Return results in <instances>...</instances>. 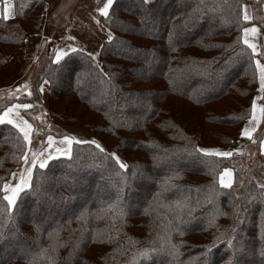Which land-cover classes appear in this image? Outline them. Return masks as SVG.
I'll return each instance as SVG.
<instances>
[{
  "label": "trees",
  "instance_id": "obj_1",
  "mask_svg": "<svg viewBox=\"0 0 264 264\" xmlns=\"http://www.w3.org/2000/svg\"><path fill=\"white\" fill-rule=\"evenodd\" d=\"M13 1L15 16L0 18V72L44 18L46 0ZM253 2L261 16L264 0ZM243 6L114 0L108 17L94 11L113 36L98 57L79 49L44 64L34 84L49 83L48 116L94 135L109 152L73 143L71 159L35 167L31 188L9 212L2 187L28 145L13 125L0 124V264H32L41 248L55 264H264V132L253 136L260 164L245 180L237 153L197 150L249 142L241 131L252 117L264 48L257 55L243 44ZM32 93L30 102L42 103L36 86ZM110 152L129 165L121 176ZM213 166L233 170L232 188L218 184ZM118 187L124 215L113 220L104 210ZM169 234L176 249L162 247ZM151 248L158 249L151 259L139 255Z\"/></svg>",
  "mask_w": 264,
  "mask_h": 264
},
{
  "label": "crops",
  "instance_id": "obj_2",
  "mask_svg": "<svg viewBox=\"0 0 264 264\" xmlns=\"http://www.w3.org/2000/svg\"><path fill=\"white\" fill-rule=\"evenodd\" d=\"M71 1L72 6L67 9L61 8L62 10H67V12L60 13L62 11L60 10L61 4ZM83 4H85L83 0H46L44 21L41 30L26 40L25 45L15 54L8 67L0 73L1 96L9 93V91L13 94L25 92L20 86L25 82L28 84V81L31 80L35 74L40 72L44 62L39 59L45 50L47 51L44 52V55H47V52L48 54L52 52L54 58L56 51L60 49H63L67 54L70 53L69 46L76 50L82 49L89 52L92 51L91 53L95 55L99 54L102 43L104 40L108 39L109 32L101 24L94 14V11L103 5L89 9L86 5L83 6ZM6 5H11L10 10L12 12V17L10 19H12L15 16L14 1L3 0V2L0 3V13L3 12ZM244 11H247V13L253 17L252 20L248 21L249 25L247 27L255 26L258 29V32L254 36L249 35L248 38L257 45L258 51L256 53L259 54L264 48V7L261 16H259L257 5L253 0H244L243 12ZM0 18H2V16H0ZM50 43L53 44L51 45L53 47L48 46L46 48V45ZM260 62L264 64L263 61L260 60ZM42 86L43 106L47 109L45 100L48 97V88L46 83ZM18 88L19 91H17ZM259 102L256 101L257 109H260V107L264 108ZM17 111L23 116V108H19L10 114L13 119H16L15 112ZM257 126L256 121L253 120L252 117L244 124V128L248 127L250 129H258Z\"/></svg>",
  "mask_w": 264,
  "mask_h": 264
},
{
  "label": "snow or ice",
  "instance_id": "obj_3",
  "mask_svg": "<svg viewBox=\"0 0 264 264\" xmlns=\"http://www.w3.org/2000/svg\"><path fill=\"white\" fill-rule=\"evenodd\" d=\"M147 2V0H145ZM114 0H106V2L103 4L102 7L97 8V11L103 16L108 17L110 13V8L113 5ZM11 5H6L3 9V12L0 13V16L4 20H8L12 17L11 12ZM242 19L244 21H250L253 19L251 15L247 13V11L243 12ZM243 36L242 41L243 44L247 45L253 53H256L258 51L257 45L249 40V35H255L258 32L257 27H243L242 29ZM113 40V36L111 32L108 35V41L111 42ZM69 51L75 52L77 51L75 48H72L69 46ZM67 53L64 52L63 49H60L56 51L55 53V60L56 62H60L61 58L63 56H66ZM93 53H89V56H93ZM255 67L259 73V91L261 93H264V64L260 62L259 59L255 60ZM107 76V74H105ZM20 88H23L25 91H27V95L31 96L32 92L29 90L27 82H25L23 85L20 86ZM19 91V88L17 89ZM40 91H43V86L40 87ZM9 95H13L11 91H9ZM33 105L29 103L24 104H14L11 107H5L2 113H0V124L7 121L8 124L13 125L15 128L19 130L20 133H22V139L24 142H26L27 145H31V135L34 131L33 125L29 123L28 120H26L23 116L20 115V113L17 111L15 112L16 119H13L11 117V113H13L16 109L23 108V109H29L32 108ZM256 110H257V104L255 100L252 103V119H256ZM261 112H264V108H261ZM255 131V128H248L245 127L241 131V135L245 137L252 138V133ZM48 140V148H52L53 146V137L49 135L47 137ZM73 143L82 144V143H91L94 144L97 149L100 150V152H105V149L102 147L100 143H98L95 140L91 141H84L77 139L76 137L65 135L62 137L61 144L65 145L64 147H57L55 149V152L57 155L65 156L68 159L72 158V145ZM262 145V151H264V141H261ZM200 153H204L208 156H218V157H231L233 156V151H221L219 149H213V148H198L197 149ZM47 149H45V152ZM239 151L238 149L236 150ZM110 156L114 159L115 164L118 166V170L116 171L117 176H121L123 171H126L129 169V165L125 163L119 155H117L115 152L110 153ZM21 160L24 161L25 164H28L29 166L26 167L19 176V180L14 185H10L9 183H4L2 187V191L6 194L3 196V200L7 201V209L9 212L12 211L14 205L16 204L17 197L19 196L20 192H22L25 189L31 188V181H32V173L33 169L37 166V163L39 164V168L43 169L48 164V161L53 159V154L51 152H48L47 155L44 154V152H32V159L29 161L28 159V151H24L23 154L20 157ZM213 172L218 177V184L222 188H232L233 182H234V175L233 170L231 168L225 167L222 171H216L215 166H213ZM15 178V173L12 174ZM172 178L169 177L164 181V186H168L171 184ZM120 184L125 183V181L121 180L119 182ZM261 188H264V184L260 185ZM213 192L215 191L214 187L211 189ZM179 206V204H178ZM111 210L113 215V220H115L117 217H123L124 211L120 207V197H119V187L117 188V199L113 201L112 203H109L107 206V209H105V213L107 211ZM86 213L82 211L76 218L77 219H84ZM179 219V217H178ZM171 223V222H169ZM37 231H39V228H37ZM56 235L58 236V231L56 232ZM49 236L52 237V233H49ZM4 236L3 233L0 232V240H3ZM111 239V238H109ZM162 240V247L164 244L168 245L171 249H176V245L171 244L170 234L161 237ZM231 244V241L228 242ZM158 249L151 248V249H144L141 250L139 255L142 256L145 259H151V252H156ZM49 249L47 248H41L39 253H37L36 257L33 258L32 264H37V259L40 257H43L45 260L49 261L50 264H55V260L48 255Z\"/></svg>",
  "mask_w": 264,
  "mask_h": 264
},
{
  "label": "rangeland",
  "instance_id": "obj_4",
  "mask_svg": "<svg viewBox=\"0 0 264 264\" xmlns=\"http://www.w3.org/2000/svg\"><path fill=\"white\" fill-rule=\"evenodd\" d=\"M83 1L85 3V4H83V6L86 5L87 7H89V9H91V8H93L95 6H99L102 0H83ZM65 4H61L60 10L65 9V8L67 9L68 7L72 6L71 5L72 1L69 2V3H65ZM45 6H46V2H45ZM44 12H45V8H44ZM66 12H67V10H62L60 13H66ZM43 21H44V18H43ZM38 32H36V33H38ZM36 33H33V34L29 35L26 38V40L30 36H32V35H34ZM24 45H25V43H24ZM51 45H53V44L52 43H50L49 45L47 44L46 48L48 46L53 47ZM45 51H47V50H45ZM44 52L41 54L39 60L44 62V64L49 63L51 61L56 62L52 52L49 53L50 55L48 54V52H47V55H44ZM257 55H259V54H257ZM95 56L98 57V55H95ZM257 59H260L261 61L264 62V60H262L259 56L257 57ZM11 60L9 61V63L11 62ZM9 63H8V65H9ZM44 64H43V66H44ZM8 65H7V67H8ZM4 70H2V71H4ZM42 72H43V67L40 70V72L35 74L31 78V80L28 81V87H29V90L31 92H33L34 86H36L38 88V90L40 91V87L44 83H46L47 88H48V93H47L48 97L45 100V102H46L45 105H46L47 109H45L44 106H43V99H42V103H40V104H37V103H34V102H30V100H32L34 94L32 93L33 96L32 95L28 96L27 95V91L19 93V94L16 93V94H13L11 96L9 95V93L3 94L2 96L0 94V105L1 104H7V103H10L12 101H14V102L11 105L24 104V103H26L24 101H29L28 103L33 105L32 108L23 109V111H22L23 117H25V119L28 120L29 123H31L33 125V128H34V131L32 132V135H31V145H28V159H29V161H31V159H32V152H38V153L39 152H44L45 155H47L48 152H51L53 154V158L65 157V156L57 155L56 152H55V149L57 147H64L65 146V145L61 144L62 137L65 136V135H68L70 137L74 136L77 139L84 140V141L95 140V141H97L98 143H100L102 145V147L105 149V151H108V149L103 145V143L101 141H99L94 135H92V134H90V133H88L86 131L77 129V128L66 127L60 121H58L57 119H54V118H51V117L48 116V110H49L48 109L49 108L48 102H49V95H50L49 83H48L47 80H44V81H42L41 83L38 84L39 86L34 84V83L37 82L36 80H39L38 78L42 75ZM62 82H63V85H65V86L68 85V83L65 82V80L62 81ZM257 91L258 92H256L254 100H255V102L256 101H258V102L260 101L259 104L261 103L262 106L264 107V93L259 92L258 89H257ZM40 95H41V98H42L43 97L42 96V91H40ZM19 100H22V101H19ZM255 121H256V123L258 125L257 126L258 129H255V131L252 133V138H253V136L257 137V134L259 135L262 132H264V112H261V107H260V109L256 110V119H255ZM243 128H244V126H243ZM49 135H51L53 137V146H52V148H48L47 137ZM243 137L246 138V139H249V142L245 141V139H240V140L234 141L233 144L230 145V146H217V147L200 146V148H213V149H219L221 151H233V153H237L239 155L241 161H242V164H243L244 168L247 170L246 175H244V177H243V180H245V178H248V177H251V176L255 175L256 168L260 164V162H259V158L257 156L258 149H257V146H256V139L254 140V138L250 139L249 137H245V136H243ZM262 141H264V138H263ZM45 149H47L46 152H45ZM237 149L239 150L238 152L236 151ZM261 152L264 153V151H262V146H261ZM110 153H112V152H110ZM28 166L29 165L25 164L24 161H23V163L11 173V176L9 177V179L5 183H9L10 185H14L15 183H17L18 180H19L20 173ZM37 166H39L38 163H37ZM34 169H33V171H34ZM13 173L16 174L15 178L12 175ZM233 175H234V172H233ZM241 186H242V184H241ZM241 186H240V188H241ZM4 194H6V193L4 192ZM17 199H18V197H17Z\"/></svg>",
  "mask_w": 264,
  "mask_h": 264
}]
</instances>
